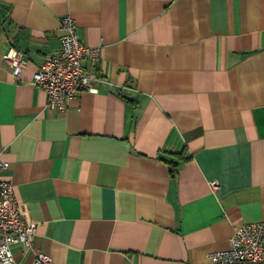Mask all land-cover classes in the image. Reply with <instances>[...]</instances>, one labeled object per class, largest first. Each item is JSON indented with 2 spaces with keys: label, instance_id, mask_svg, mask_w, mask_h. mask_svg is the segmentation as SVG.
Returning a JSON list of instances; mask_svg holds the SVG:
<instances>
[{
  "label": "crops",
  "instance_id": "0c3cea01",
  "mask_svg": "<svg viewBox=\"0 0 264 264\" xmlns=\"http://www.w3.org/2000/svg\"><path fill=\"white\" fill-rule=\"evenodd\" d=\"M66 14L100 58L59 110L31 79ZM0 158L35 223L12 264H213L264 219V0H0Z\"/></svg>",
  "mask_w": 264,
  "mask_h": 264
},
{
  "label": "built area",
  "instance_id": "2783aa9c",
  "mask_svg": "<svg viewBox=\"0 0 264 264\" xmlns=\"http://www.w3.org/2000/svg\"><path fill=\"white\" fill-rule=\"evenodd\" d=\"M60 44L46 52L34 71L31 84L42 89L47 105L65 109L72 98L81 91H95L98 75L95 65L100 58V48L81 42L75 19L69 14L60 18ZM3 57L10 63L13 75L25 65L24 54L8 47ZM89 62V66L85 62ZM9 162L0 158V264H12L13 244H19L24 252L33 249L35 223L27 221L14 198L13 184L3 179L2 171ZM212 186L217 181L212 180ZM35 264H46L49 257L39 250L34 252ZM213 264H264V219L239 223L233 226L229 245L208 253Z\"/></svg>",
  "mask_w": 264,
  "mask_h": 264
}]
</instances>
